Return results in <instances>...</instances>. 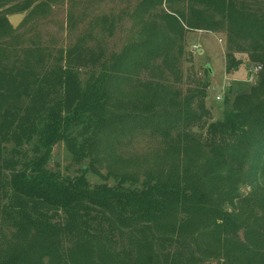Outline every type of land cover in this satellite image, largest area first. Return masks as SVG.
Segmentation results:
<instances>
[{
    "label": "trees",
    "instance_id": "1",
    "mask_svg": "<svg viewBox=\"0 0 264 264\" xmlns=\"http://www.w3.org/2000/svg\"><path fill=\"white\" fill-rule=\"evenodd\" d=\"M187 1L224 19L229 42L262 64L253 92L221 120L211 119L205 85L183 93L139 79L158 60L176 73L175 41L157 27L108 58L83 40L57 53L34 44L13 59L0 54V238L11 250L0 264H264V199L239 192L245 180L264 176V5ZM162 2L141 0L137 11ZM5 17L0 11V35ZM103 61L118 78L135 76L139 88L102 96L98 142L148 130L164 140L161 158L168 159L155 176L91 185L82 173L47 167L52 148L99 102L85 97L80 72ZM8 144L32 145L37 155L20 166L2 156ZM71 150L75 160L86 155L72 142Z\"/></svg>",
    "mask_w": 264,
    "mask_h": 264
},
{
    "label": "rangeland",
    "instance_id": "2",
    "mask_svg": "<svg viewBox=\"0 0 264 264\" xmlns=\"http://www.w3.org/2000/svg\"><path fill=\"white\" fill-rule=\"evenodd\" d=\"M140 1L8 0L0 8L9 24L0 35V54L4 52L2 56L13 59L20 56L25 47L34 44L57 53L83 40L88 46L99 45L108 58L112 53H121L136 44L152 27H157L175 41L173 52L179 57L174 67L176 73L173 66L163 65L158 60L143 67L138 74L139 79L159 80L183 93L205 85L204 101L211 110L213 121L221 120L227 111L243 105L245 96L257 86L262 64L240 51L237 42H229L225 20L206 6L194 5L187 0H163L141 14L137 11ZM252 2L264 5V0ZM21 12L25 15L19 24L12 25L9 16ZM102 17H106L105 23H102ZM202 19L204 26L199 28L198 23ZM239 59L243 63L235 68ZM256 66L260 68L256 69ZM110 67L108 61H103L97 67H87L80 72L85 97L94 96L99 102L94 109L84 113L80 124L67 134L68 138L52 148L46 163L49 169L63 175L82 173L91 185H115L123 176L142 181L159 174L168 160L161 158L164 140L151 136L148 130L113 138L108 146L98 142L96 120L104 115V105L107 104L102 96L109 94L115 98L120 94H133L139 88L135 76L118 78ZM91 88L97 92L93 94ZM71 142L80 149L78 152L89 156L75 160ZM1 153L3 157L20 161V166L37 155L32 145H4ZM239 192L244 197L256 194L264 199V176L259 174L255 181L252 178L245 180ZM227 208L230 210L231 205ZM10 251L7 238H0V255L7 256Z\"/></svg>",
    "mask_w": 264,
    "mask_h": 264
},
{
    "label": "water",
    "instance_id": "3",
    "mask_svg": "<svg viewBox=\"0 0 264 264\" xmlns=\"http://www.w3.org/2000/svg\"><path fill=\"white\" fill-rule=\"evenodd\" d=\"M24 15L25 12L14 13L9 16V20L12 23V25L17 26Z\"/></svg>",
    "mask_w": 264,
    "mask_h": 264
},
{
    "label": "built area",
    "instance_id": "4",
    "mask_svg": "<svg viewBox=\"0 0 264 264\" xmlns=\"http://www.w3.org/2000/svg\"><path fill=\"white\" fill-rule=\"evenodd\" d=\"M257 68L256 69H259L260 68V66H256Z\"/></svg>",
    "mask_w": 264,
    "mask_h": 264
}]
</instances>
